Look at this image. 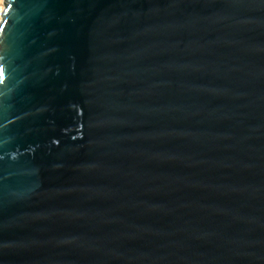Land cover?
I'll return each instance as SVG.
<instances>
[{
	"label": "water",
	"instance_id": "95a60500",
	"mask_svg": "<svg viewBox=\"0 0 264 264\" xmlns=\"http://www.w3.org/2000/svg\"><path fill=\"white\" fill-rule=\"evenodd\" d=\"M0 264H264V0H4Z\"/></svg>",
	"mask_w": 264,
	"mask_h": 264
},
{
	"label": "built area",
	"instance_id": "2783aa9c",
	"mask_svg": "<svg viewBox=\"0 0 264 264\" xmlns=\"http://www.w3.org/2000/svg\"><path fill=\"white\" fill-rule=\"evenodd\" d=\"M4 0H0V25H1V20H2V13L5 11V5H4Z\"/></svg>",
	"mask_w": 264,
	"mask_h": 264
}]
</instances>
